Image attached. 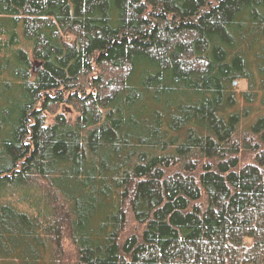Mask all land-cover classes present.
Here are the masks:
<instances>
[{
  "label": "trees",
  "instance_id": "trees-1",
  "mask_svg": "<svg viewBox=\"0 0 264 264\" xmlns=\"http://www.w3.org/2000/svg\"><path fill=\"white\" fill-rule=\"evenodd\" d=\"M0 264H264V0H0Z\"/></svg>",
  "mask_w": 264,
  "mask_h": 264
},
{
  "label": "rangeland",
  "instance_id": "rangeland-1",
  "mask_svg": "<svg viewBox=\"0 0 264 264\" xmlns=\"http://www.w3.org/2000/svg\"><path fill=\"white\" fill-rule=\"evenodd\" d=\"M235 87H236L237 94L245 92L246 87L244 83L240 82L239 84H236ZM56 115H62L66 117L69 123H73L75 119L77 118V114L75 110L73 109V107H70L68 105H62V106L52 109V114L51 113L46 114L47 124H51V122L53 121Z\"/></svg>",
  "mask_w": 264,
  "mask_h": 264
}]
</instances>
